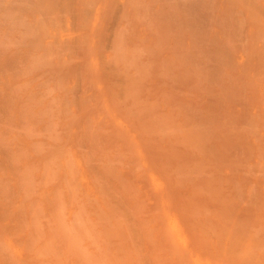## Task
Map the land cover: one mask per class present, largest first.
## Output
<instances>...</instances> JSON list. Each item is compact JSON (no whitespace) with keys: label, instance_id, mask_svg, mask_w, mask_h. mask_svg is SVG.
<instances>
[{"label":"bare ground","instance_id":"6f19581e","mask_svg":"<svg viewBox=\"0 0 264 264\" xmlns=\"http://www.w3.org/2000/svg\"><path fill=\"white\" fill-rule=\"evenodd\" d=\"M0 264H264V0H0Z\"/></svg>","mask_w":264,"mask_h":264}]
</instances>
